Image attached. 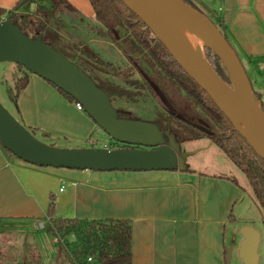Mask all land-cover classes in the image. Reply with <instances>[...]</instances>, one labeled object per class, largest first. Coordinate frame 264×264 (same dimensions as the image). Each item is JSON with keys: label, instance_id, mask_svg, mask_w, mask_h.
I'll use <instances>...</instances> for the list:
<instances>
[{"label": "crops", "instance_id": "obj_1", "mask_svg": "<svg viewBox=\"0 0 264 264\" xmlns=\"http://www.w3.org/2000/svg\"><path fill=\"white\" fill-rule=\"evenodd\" d=\"M20 1L0 0V19L10 10L25 12L40 4ZM68 2L83 15L94 16L89 0ZM219 8L252 87L264 94V0H221ZM39 87L42 99L35 98L33 104L24 100L31 88L37 92ZM17 99L29 128L52 139L58 137L56 132L72 141L90 139L92 119L40 75L28 73ZM45 115L53 116L52 127L40 121ZM211 143L208 140L199 150ZM229 171L42 166L17 157L0 143V264H53L58 244L52 238L50 245L51 217L127 220L131 264H225L226 228L242 192ZM241 239L240 233L238 242Z\"/></svg>", "mask_w": 264, "mask_h": 264}, {"label": "water", "instance_id": "obj_2", "mask_svg": "<svg viewBox=\"0 0 264 264\" xmlns=\"http://www.w3.org/2000/svg\"><path fill=\"white\" fill-rule=\"evenodd\" d=\"M122 1L164 43L264 159V109L236 52L213 21L186 0H160L204 36L208 42L206 46L214 51L225 67L229 81L224 80L207 58L166 28L138 0ZM3 60L23 65L73 96L95 123L117 141L143 146L62 147L47 143L37 138L0 102V143L25 161L42 166L96 170L184 169L187 167L185 159L195 152L182 150L175 131L170 127L162 129L156 120L119 115L108 93L88 72L46 42L42 35L24 32L12 17L0 19V61ZM199 65L207 66L210 75L200 70ZM216 91L227 93L239 104L244 115L240 122L248 125L255 142L227 113V107L234 110L235 107L222 99ZM11 95L15 100L12 90ZM239 229L242 234L239 255L246 264H256L260 233L251 224H244ZM229 255L227 248V260Z\"/></svg>", "mask_w": 264, "mask_h": 264}, {"label": "rangeland", "instance_id": "obj_3", "mask_svg": "<svg viewBox=\"0 0 264 264\" xmlns=\"http://www.w3.org/2000/svg\"><path fill=\"white\" fill-rule=\"evenodd\" d=\"M61 1L69 3L68 0ZM191 1L226 35L232 48L234 47L238 52V58L241 59L242 54L224 23V15L221 8H219L221 0ZM53 2H49V0L40 1V4L45 5L49 12L52 13V17L49 15L45 18L48 25L52 28V33H50L54 37L58 35L66 36L69 40L78 44L80 48L82 47L86 51L93 53L90 56L89 53L84 54L78 51V54L83 57L85 65L80 64L95 81L100 82L105 90L110 93L111 102L115 107L128 111L134 117L163 122L167 121L172 115L169 122L178 138L196 133L197 128L195 126L207 130L209 126L218 128V125L194 102L190 95L163 72L164 70L148 53L141 41L134 36L129 24L117 15L115 11L111 14L113 23L110 30L108 25L96 18L95 15L87 17L85 15L80 16L79 13L74 12L71 17L68 13H64V9L67 10L65 6L58 4L57 7L53 8ZM37 7L27 8L25 12L36 11ZM41 10L42 12L40 10L37 11L43 17L44 8L41 7ZM131 21L134 22L135 18L131 17ZM73 35L76 38H73ZM200 50L201 55L207 58L205 45H201ZM95 56L97 60L93 58ZM23 69L27 73L31 72L15 62L0 61V102L24 124L19 111L18 95H15V82L16 79H20L18 78V73H21L20 71H23ZM253 86L255 87L254 84ZM252 89L255 93H259L253 87ZM11 90L14 92L16 101L11 95ZM259 95V103L264 107V94L259 93ZM43 97L44 91L40 87L37 92L31 88L25 94L24 100L33 104L35 98L40 100ZM48 107L52 108V101ZM82 112L88 115L84 109H82ZM29 114L31 118L34 116V112L31 110ZM52 117V115L40 116V121L42 123L45 122V125L51 126L52 121H54ZM90 119L92 118L90 117ZM92 121L94 125L89 135L90 139L89 137L86 138L87 141L68 140L63 137L64 135L61 132H56L54 135L58 137L52 139L42 133L41 130L24 125L40 140L57 146L80 147L95 145L109 148L125 147L123 146L124 144L111 137L103 128L97 125L93 119ZM190 123L195 124V126H190ZM208 140L211 139L200 135L195 139L182 140L180 147L182 150L195 151L185 159L186 166L198 167V170L207 172L223 170L230 173V169L234 181L241 185L242 192L236 199L232 210L234 219L232 224L227 225L226 228V249L229 248L230 255L228 260L225 257V264H246L239 255L240 242H238V237L241 233L239 229L241 226L238 223L241 222L250 223L259 231L260 238L257 247L258 259L256 264H264L263 210L254 196L246 175L229 159L215 141L212 140L209 148L199 150ZM50 224V245L52 246V238H55L54 245L58 244V252L55 254L53 264H70V259L66 256V239H71L73 235H62L60 230L57 229L56 233H53V224L52 222Z\"/></svg>", "mask_w": 264, "mask_h": 264}, {"label": "trees", "instance_id": "obj_4", "mask_svg": "<svg viewBox=\"0 0 264 264\" xmlns=\"http://www.w3.org/2000/svg\"><path fill=\"white\" fill-rule=\"evenodd\" d=\"M25 1L29 0H21L20 3ZM50 1H54L52 3L53 8L57 7L58 4H62L63 7L65 6L67 10L64 9V13H68L71 17L74 12L83 16V14L70 3L67 4L61 0H49V2ZM89 1L94 9L95 17L107 24L110 30L113 23L111 14L114 13V11L117 15L124 19V21H126L131 27L134 36L141 41L148 53L155 59V61H157L161 69L164 70L163 72L170 79L179 84L185 92L190 95L194 102H196L201 109L208 114L214 123L218 125V128L209 126L207 130L190 123V126H195L197 128V132L178 139H195L200 135H203L215 141L226 153L229 159H231V161L246 175L254 192V196L264 214V159L251 142L234 126L230 118L222 109H220V107L215 103L207 91L197 82V80H195L175 59L164 43L152 33L151 29L143 22V20L138 17V15H136L122 0ZM186 1L199 9L191 0ZM41 7L44 8L43 17H41L38 14L39 11H37L40 10L42 12ZM37 8L36 11L33 12H14L10 10L7 12L6 17L15 18L16 22L20 25L24 32L31 35H42L46 42L57 48L60 52L74 60L83 68L81 64L85 65L84 59L80 54H78V51H81L84 54L89 53L90 56L93 53L86 51L82 47L80 48L78 44L69 40L66 36H52V28L48 25L45 19L49 15L52 17V13H50L47 7L43 4H39ZM130 16L135 18L134 22L131 21ZM224 36L226 37L225 34ZM73 38L76 37L73 35ZM205 49L206 57L214 66L216 72L224 80L229 81L225 67L221 63L218 56L209 46L207 47L205 45ZM93 58L97 60L96 56ZM16 64L24 67L19 63ZM18 78L20 79H16L15 82L16 96L18 95V92L25 87L28 81V73L23 69ZM97 83L102 86L100 82ZM54 86L70 101H76L73 96L66 93L56 85ZM102 87L104 88V86ZM108 95L110 97V93H108ZM257 95L258 99H260L259 93ZM261 107L264 109L262 105ZM116 108L118 109L119 115L131 116L128 111L119 107ZM171 117L172 115L164 122H161L160 120L156 121L161 128H168L170 127L169 120ZM51 206L53 207V200H51ZM51 218V222L54 226H52L53 233H56L57 229L60 230L62 235H73L71 239H66V253L69 259L71 261L73 260L74 263L131 264V225L127 220L118 218ZM89 255L91 256V260L87 258Z\"/></svg>", "mask_w": 264, "mask_h": 264}, {"label": "bare ground", "instance_id": "obj_5", "mask_svg": "<svg viewBox=\"0 0 264 264\" xmlns=\"http://www.w3.org/2000/svg\"><path fill=\"white\" fill-rule=\"evenodd\" d=\"M152 15H154L166 28L176 33L184 42H186L192 49L198 54L200 53L201 45L208 44L204 36L195 29L184 17L178 14L174 9L160 0H138ZM208 47V46H207ZM199 69L210 75L207 66L199 65ZM216 93L227 103L233 105L234 109L225 106L227 113L236 123V125L244 132L250 135L255 142V138L251 134L247 124H242L240 119L244 118V115L240 111L239 104L227 93L216 91Z\"/></svg>", "mask_w": 264, "mask_h": 264}, {"label": "flooded vegetation", "instance_id": "obj_6", "mask_svg": "<svg viewBox=\"0 0 264 264\" xmlns=\"http://www.w3.org/2000/svg\"><path fill=\"white\" fill-rule=\"evenodd\" d=\"M153 33V32H152ZM154 34V33H153ZM161 122H163V121H161ZM167 128V127H166ZM166 128H164V129H166ZM170 128H171V125H170ZM163 129V128H162ZM177 140L181 143V141L182 140H179L178 138H177ZM122 144H124V143H122ZM124 145H127V146H130V147H143V146H140V145H137V144H124Z\"/></svg>", "mask_w": 264, "mask_h": 264}, {"label": "built area", "instance_id": "obj_7", "mask_svg": "<svg viewBox=\"0 0 264 264\" xmlns=\"http://www.w3.org/2000/svg\"><path fill=\"white\" fill-rule=\"evenodd\" d=\"M74 104H75L76 108L83 109L82 105L78 101H75ZM87 258L89 260H91V256L90 255Z\"/></svg>", "mask_w": 264, "mask_h": 264}]
</instances>
